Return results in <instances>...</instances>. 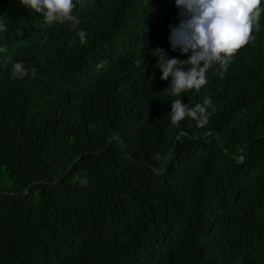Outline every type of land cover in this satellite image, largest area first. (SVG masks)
Wrapping results in <instances>:
<instances>
[{"label":"trees","instance_id":"16d2710c","mask_svg":"<svg viewBox=\"0 0 264 264\" xmlns=\"http://www.w3.org/2000/svg\"><path fill=\"white\" fill-rule=\"evenodd\" d=\"M74 12L75 29L0 0V264H264V13L173 94L156 49L191 55L169 39L176 0ZM18 60L36 75L14 78ZM206 97V119L170 121L172 100Z\"/></svg>","mask_w":264,"mask_h":264},{"label":"clouds","instance_id":"9594fccd","mask_svg":"<svg viewBox=\"0 0 264 264\" xmlns=\"http://www.w3.org/2000/svg\"><path fill=\"white\" fill-rule=\"evenodd\" d=\"M33 13L41 14L48 22H71L77 28L80 18L75 14L77 0H21ZM182 17L179 24L170 25L169 39L175 50L191 52L187 60L171 57L163 48L156 49L160 55L157 66L162 70L161 78L172 77L173 94L199 90L207 82V69L218 63L227 67L234 54L253 37L254 27L259 29V19L264 13V0H176ZM7 32V25L0 21V34ZM81 42L87 38L86 30L78 29ZM8 51L5 40L0 38V54ZM139 64V61H137ZM184 65H190L185 68ZM100 67L103 64L99 65ZM14 78L23 79L29 74L36 75L34 68L25 66L18 60L11 66ZM207 106H213L210 97L203 105H190L183 99L172 100L170 121L179 124L187 117L206 119Z\"/></svg>","mask_w":264,"mask_h":264}]
</instances>
